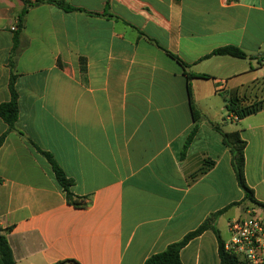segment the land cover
Returning a JSON list of instances; mask_svg holds the SVG:
<instances>
[{
    "label": "crops",
    "instance_id": "obj_1",
    "mask_svg": "<svg viewBox=\"0 0 264 264\" xmlns=\"http://www.w3.org/2000/svg\"><path fill=\"white\" fill-rule=\"evenodd\" d=\"M25 1L36 0H0V105L14 76L19 106L15 129L0 117V228L16 264H144L243 202L216 127L240 132L246 183L264 203V108L228 113L230 101L264 104V0H48L20 20ZM226 46L247 58L212 56ZM188 85L201 120L185 149ZM181 259L220 264L215 234Z\"/></svg>",
    "mask_w": 264,
    "mask_h": 264
},
{
    "label": "trees",
    "instance_id": "obj_2",
    "mask_svg": "<svg viewBox=\"0 0 264 264\" xmlns=\"http://www.w3.org/2000/svg\"><path fill=\"white\" fill-rule=\"evenodd\" d=\"M48 0H36V1H25V9L20 14V20L23 19L29 7L38 5L40 3L46 2ZM57 5L68 10L71 9L69 6H66L63 3H57ZM174 59L181 63L184 67H187L178 57L169 53ZM212 56H229L235 59H246L247 54L238 47L235 46H226L215 50L212 53ZM85 69V68H83ZM189 78L199 77V78H208L207 75H194L188 74ZM15 77L11 79L10 87L12 93V99L8 103L0 105V117L8 124L9 129H15V123L18 119L19 106H18V97L14 88ZM188 94L190 96V107L192 110V115L194 117L195 126L190 132L188 139L185 144V149H187L192 142L193 138L198 131V123L201 120V114L195 108L192 98L191 87L188 85ZM228 105V112L232 113L237 119H242L252 114H255L262 108H264L263 103H257L253 106L244 107L241 106L237 101H230ZM216 129L221 133L224 143L230 148L233 155L232 166L236 174L237 182L239 186L243 189L245 193V199L243 202H236L228 205L226 208L212 214L207 220H205L196 230L188 233L181 241L173 243L167 247V249L161 253H157L148 258L144 264H183L181 259V251L184 249L191 241L200 237L207 231H212L218 241L219 245V258L220 264H234L233 259L225 252L224 250V239L221 236V232L217 227V220L221 215L226 213L229 209L240 206L242 203H249L250 206L261 210L264 213V203L258 201L255 198L254 190L251 189L246 183L245 178V148L246 142L242 139L239 131L234 132H223L219 127ZM2 139L0 140V144ZM42 154L47 158L49 163L52 166V170L55 174L56 180L60 187L63 189L67 202L76 207V208H85L87 203L84 198L76 196L72 192L73 181L68 179L63 172V170L58 166L53 157L49 153ZM10 229L2 230L0 228V264H16L12 249L7 239V233ZM67 263V262H65ZM71 264H78L75 262H70Z\"/></svg>",
    "mask_w": 264,
    "mask_h": 264
},
{
    "label": "built area",
    "instance_id": "obj_3",
    "mask_svg": "<svg viewBox=\"0 0 264 264\" xmlns=\"http://www.w3.org/2000/svg\"><path fill=\"white\" fill-rule=\"evenodd\" d=\"M227 227L224 250L234 264H264V215L248 212L228 221Z\"/></svg>",
    "mask_w": 264,
    "mask_h": 264
},
{
    "label": "rangeland",
    "instance_id": "obj_4",
    "mask_svg": "<svg viewBox=\"0 0 264 264\" xmlns=\"http://www.w3.org/2000/svg\"><path fill=\"white\" fill-rule=\"evenodd\" d=\"M229 113V112H228ZM243 211H245V212H247V211H250V212H252V213H256V214H259L260 216H262V215H264L263 213H261L258 209H256V208H254V207H252V206H249V207H247V206H245V207H243ZM232 212H233V214L232 215H226L223 219H222V221L220 222V224H219V230H220V232H221V235L223 236V238L226 240L227 238H228V227H227V222L229 221L228 220V217H240V216H244V215H241L240 213H241V210L239 209V208H237V207H234V208H232ZM231 212V213H232ZM230 213V214H231ZM234 215V216H233Z\"/></svg>",
    "mask_w": 264,
    "mask_h": 264
}]
</instances>
